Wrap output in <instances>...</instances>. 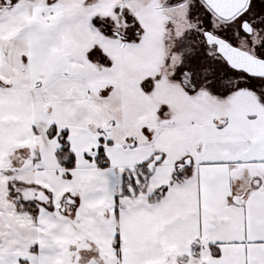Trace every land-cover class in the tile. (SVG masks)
Listing matches in <instances>:
<instances>
[{
    "label": "snow or ice",
    "instance_id": "1",
    "mask_svg": "<svg viewBox=\"0 0 264 264\" xmlns=\"http://www.w3.org/2000/svg\"><path fill=\"white\" fill-rule=\"evenodd\" d=\"M0 264H264V0H0Z\"/></svg>",
    "mask_w": 264,
    "mask_h": 264
}]
</instances>
